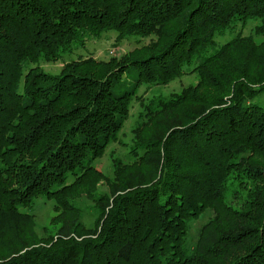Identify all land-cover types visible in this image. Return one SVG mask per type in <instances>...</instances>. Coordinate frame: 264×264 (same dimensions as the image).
Here are the masks:
<instances>
[{"label":"trees","instance_id":"1","mask_svg":"<svg viewBox=\"0 0 264 264\" xmlns=\"http://www.w3.org/2000/svg\"><path fill=\"white\" fill-rule=\"evenodd\" d=\"M249 20L257 37L217 43ZM112 30L151 40L42 68ZM188 71L196 84L141 103L132 161L85 227L76 199L138 88ZM38 197L54 200L55 235L35 230ZM0 264H264V0H0Z\"/></svg>","mask_w":264,"mask_h":264},{"label":"rangeland","instance_id":"2","mask_svg":"<svg viewBox=\"0 0 264 264\" xmlns=\"http://www.w3.org/2000/svg\"><path fill=\"white\" fill-rule=\"evenodd\" d=\"M255 20H249L246 25H238L232 30H229L224 35L216 37L217 43L220 45L224 42L231 40L238 35H253ZM117 32L112 30L104 33L99 38H91L87 40L84 45L74 47L72 51L62 54V57L56 61H43L42 68L52 74H57L61 71L64 63L73 59L93 57L96 60H109L111 57L121 58L125 53L130 52L135 47L142 44H148L151 38H143L138 40L136 38H128L125 40L117 41ZM260 42V38H256ZM189 70V69H188ZM136 69L129 70L125 76V80L131 84V81L136 77ZM198 77L196 73L189 72L170 81L167 84L146 85L142 84L137 94L142 96L141 102L139 100H132L130 106V113L125 121L122 129L120 130L116 140L108 143L104 153L94 162V166L102 173L96 189L92 193L83 191L76 203L82 210V217L80 222L87 228L94 225L97 209L95 207L94 199L99 195L109 192L108 181L115 179V170L119 162L122 164L132 161L129 155V150L134 142L133 128L140 121L139 115L143 110L142 104H147L154 97H166L171 93H180L185 87L197 83ZM86 186V185H85ZM82 191V190H81ZM92 194V195H91ZM35 215V230L40 236L55 235L59 228V224L53 220L56 215L54 211V200L45 197H38L34 200L31 209H27ZM214 216L212 208L205 209L198 217L190 221L188 231V244L193 246L198 238L201 227Z\"/></svg>","mask_w":264,"mask_h":264}]
</instances>
